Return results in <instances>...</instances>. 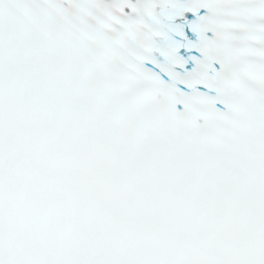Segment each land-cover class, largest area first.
Here are the masks:
<instances>
[{
  "label": "snow or ice",
  "instance_id": "1",
  "mask_svg": "<svg viewBox=\"0 0 264 264\" xmlns=\"http://www.w3.org/2000/svg\"><path fill=\"white\" fill-rule=\"evenodd\" d=\"M0 264H264V0H0Z\"/></svg>",
  "mask_w": 264,
  "mask_h": 264
}]
</instances>
